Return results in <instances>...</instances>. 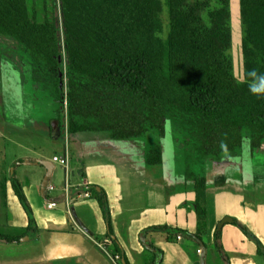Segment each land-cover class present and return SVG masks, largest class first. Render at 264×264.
<instances>
[{
    "label": "trees",
    "instance_id": "16d2710c",
    "mask_svg": "<svg viewBox=\"0 0 264 264\" xmlns=\"http://www.w3.org/2000/svg\"><path fill=\"white\" fill-rule=\"evenodd\" d=\"M59 6L61 24L41 23L32 18L29 0H0V60L5 41L30 59L34 83L58 105L57 121L66 116L69 135L106 132L126 141L153 134L156 141L146 152L149 166L164 163L167 122L176 123L187 134L183 170L185 181L195 186L204 229L207 161L236 155L245 139L253 151L264 147V0H240L246 29L243 81L235 77L230 57V0H166V37L160 0H59ZM13 187L28 209L18 180ZM90 189L109 220L105 193ZM226 225L253 239L264 256L261 242L237 219L226 217L215 234L225 259ZM150 231L165 235L167 242H176L178 235L196 237L168 226L145 232ZM18 240L0 234V241ZM145 253L151 256L148 264H158L157 254Z\"/></svg>",
    "mask_w": 264,
    "mask_h": 264
},
{
    "label": "crops",
    "instance_id": "0c3cea01",
    "mask_svg": "<svg viewBox=\"0 0 264 264\" xmlns=\"http://www.w3.org/2000/svg\"><path fill=\"white\" fill-rule=\"evenodd\" d=\"M14 52L9 51L14 63L13 59L0 63L12 69L11 73L0 67V138L8 146L0 152V234L19 240L0 241V264H148L151 256L145 253L142 236L157 250L158 264H202L203 249L197 239L205 245V264H264L257 243L236 226L226 225L222 230L226 259L215 244L218 224L231 217L264 247V167L248 160L246 143L250 154L257 151L251 149L249 139L236 155L207 161L202 229L195 186L185 181L184 150L177 153L170 133L166 132L162 141L164 163L157 166L146 164V152L156 141L153 134L120 141L106 132L79 133L73 135L80 141L76 148L72 150L70 142L62 145L67 134L70 136L66 116L60 125L57 104L34 83L31 71L21 68L18 48ZM57 141L58 150L51 154L49 148H56ZM55 157L68 159V166L54 162ZM79 157L84 172L73 179L72 160ZM14 180L22 187L34 219L32 226L28 209L16 195ZM90 188L105 193L109 220ZM87 193L89 197L84 196ZM49 203L56 207L50 209ZM156 226L180 229L196 237L178 235L176 242H167L159 232H145Z\"/></svg>",
    "mask_w": 264,
    "mask_h": 264
},
{
    "label": "rangeland",
    "instance_id": "374dc122",
    "mask_svg": "<svg viewBox=\"0 0 264 264\" xmlns=\"http://www.w3.org/2000/svg\"><path fill=\"white\" fill-rule=\"evenodd\" d=\"M163 3V11L161 14V18L164 24V28H165V33L163 34L164 37L167 36L168 34V30H169V11H168V7L166 6V0H160ZM192 2H197L199 0H190ZM29 4H30V13L32 18H35L38 22H44L46 20L50 21V22H56L58 24H61V11H60V6H59V0H29ZM215 3L211 2V6H214ZM230 7H231V12H232V48L230 51V57L232 59V63H233V71H234V75L235 77L240 80L243 81L244 80V54H243V48H244V39L246 36V29L242 26V22H241V18H240V0H230ZM2 40H9V39H2ZM5 43H7V52L6 54L7 57L4 55L3 57H1V61L0 63H2V61L7 60L10 61V59H13V63L16 61L14 57V55L12 56V54L9 53V51H15L17 50L18 47H16L15 43H13L12 41H5ZM19 52V51H18ZM16 52H14L15 54ZM20 53H22L20 55ZM18 54V59H19V55L21 57V61L23 62V66L21 68H23V70L26 73H29L30 71H32V67H31V62L29 61L28 57L26 55H24L23 52H20ZM12 61V60H11ZM18 61V60H17ZM12 63V62H10ZM0 67L5 68V69H9L10 72L12 73V69L10 67H8V64L5 65H0ZM2 83H3V78H2V73L0 72V118L2 116V95H1V91H2ZM50 100V99H49ZM58 108V105H57ZM2 119V118H1ZM59 124H63L65 121V116H62V118L58 119ZM167 133L170 135H172V146H174L177 149V153H181L180 149L182 148V144H184V141L187 137V134L182 130V128H180L176 123L174 122H168L167 123ZM50 132H48V135H50ZM45 135V134H42ZM79 137H75L73 135L66 137V141L64 140L62 142V145H64L65 142H70L71 148L72 150L74 148H76L75 146L80 145V141L78 139ZM42 139V137H41ZM50 141V139H49ZM56 148H49L51 154L55 151H57L58 149V144H60V141H57L55 143ZM7 144L4 143V141L0 138V152H4L6 149ZM130 149L128 151H132V147H129ZM127 150V149H126ZM243 151V150H242ZM244 151L247 153V155L249 156V161H253V165L255 166H262L264 167V147L262 150H258L255 151L254 154H250L248 151V146L246 143V147L244 149ZM59 153V152H57ZM52 157V156H51ZM122 158H127L128 157H122ZM132 157L130 156L128 159L131 160ZM139 160V157H136V162ZM0 161H1V156H0ZM75 166H77V171L75 172ZM261 167V168H262ZM72 178L74 179L75 175H78L81 177L82 173L84 172V164L83 161L81 160V158H77V159H73L72 160ZM65 175V173L63 174V176ZM65 179V176H64Z\"/></svg>",
    "mask_w": 264,
    "mask_h": 264
},
{
    "label": "water",
    "instance_id": "95a60500",
    "mask_svg": "<svg viewBox=\"0 0 264 264\" xmlns=\"http://www.w3.org/2000/svg\"><path fill=\"white\" fill-rule=\"evenodd\" d=\"M52 127H53L54 129H56L57 124H56L55 121L52 122ZM44 165L46 166V168H47V170H48V176H49V174H50V168H49V165H46V163H45ZM45 185H46V184H45ZM88 233H89V232H88ZM141 241H142V243H143V246H144L148 251H151V252H153V253H155V254L157 253V250H155V249L151 246V244L149 243V241H148L144 236H142ZM197 242L200 244V246H201L202 249H203L202 264H205V263H204V256H205V253H206L205 245L203 244V242H202L201 240H198V239H197Z\"/></svg>",
    "mask_w": 264,
    "mask_h": 264
},
{
    "label": "built area",
    "instance_id": "2783aa9c",
    "mask_svg": "<svg viewBox=\"0 0 264 264\" xmlns=\"http://www.w3.org/2000/svg\"><path fill=\"white\" fill-rule=\"evenodd\" d=\"M54 162H59L61 165L65 166V167H67L69 164L68 159L59 160V158H57V157L54 158ZM84 196L89 197L90 195L87 193ZM48 207L50 209H53L56 207V204L55 203H49ZM69 214H71V213L69 212ZM116 259H118V257H116Z\"/></svg>",
    "mask_w": 264,
    "mask_h": 264
}]
</instances>
